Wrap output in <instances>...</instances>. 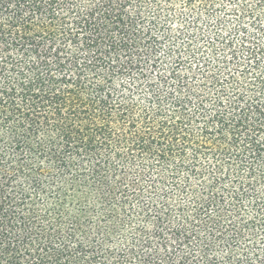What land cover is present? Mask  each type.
Returning <instances> with one entry per match:
<instances>
[{
	"label": "trees",
	"instance_id": "trees-1",
	"mask_svg": "<svg viewBox=\"0 0 264 264\" xmlns=\"http://www.w3.org/2000/svg\"><path fill=\"white\" fill-rule=\"evenodd\" d=\"M0 264H264V0H0Z\"/></svg>",
	"mask_w": 264,
	"mask_h": 264
}]
</instances>
